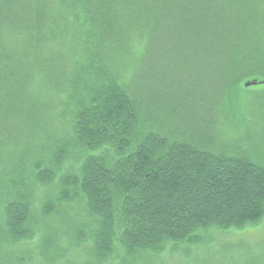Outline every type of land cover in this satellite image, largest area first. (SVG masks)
<instances>
[{
	"label": "trees",
	"instance_id": "16d2710c",
	"mask_svg": "<svg viewBox=\"0 0 264 264\" xmlns=\"http://www.w3.org/2000/svg\"><path fill=\"white\" fill-rule=\"evenodd\" d=\"M249 80L264 0H0V264H151L258 224L264 166L213 140Z\"/></svg>",
	"mask_w": 264,
	"mask_h": 264
},
{
	"label": "rangeland",
	"instance_id": "374dc122",
	"mask_svg": "<svg viewBox=\"0 0 264 264\" xmlns=\"http://www.w3.org/2000/svg\"><path fill=\"white\" fill-rule=\"evenodd\" d=\"M243 83L245 82H240L238 85L233 107L231 109L222 108L218 116L213 114L217 121L216 124H219L213 140L217 146L233 144L234 141L239 142L243 149L251 151V158L256 164L264 166V110L257 111L258 113L255 111L251 116L247 114V117H243V121L239 120L235 111L238 106H245L260 97L258 95L264 90V84L244 88ZM49 96L55 97L54 95ZM258 115L260 118H257ZM209 126L212 128L211 122ZM238 128L241 130L238 131ZM247 128L251 130V134L248 136ZM210 133L212 135V130ZM212 142L211 137L208 144H212ZM213 148L215 149V147ZM214 149L212 146L209 148L210 151ZM31 192L34 195L33 211L36 213L42 200V191L37 188L34 191L31 189ZM200 235L202 239L199 242L183 243L175 250L167 249L164 253L153 255L151 264H264V218L258 224L243 229L228 231L210 229ZM33 244V242H22L12 250L14 253H20L23 250L31 249ZM80 252L75 256L68 255L69 261L73 264L82 262L85 259L84 251ZM139 257L137 255L139 264H145V260H140ZM115 263L116 260L103 264ZM30 264H41V262L34 257Z\"/></svg>",
	"mask_w": 264,
	"mask_h": 264
},
{
	"label": "water",
	"instance_id": "95a60500",
	"mask_svg": "<svg viewBox=\"0 0 264 264\" xmlns=\"http://www.w3.org/2000/svg\"><path fill=\"white\" fill-rule=\"evenodd\" d=\"M257 83H258L257 80H249V81H246V82L244 83V86H245V87H249V86H252V85H256Z\"/></svg>",
	"mask_w": 264,
	"mask_h": 264
}]
</instances>
